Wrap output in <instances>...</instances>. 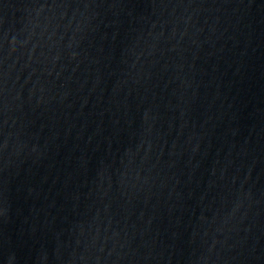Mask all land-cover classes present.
Masks as SVG:
<instances>
[{
	"label": "water",
	"instance_id": "water-1",
	"mask_svg": "<svg viewBox=\"0 0 264 264\" xmlns=\"http://www.w3.org/2000/svg\"><path fill=\"white\" fill-rule=\"evenodd\" d=\"M0 264H264V0H0Z\"/></svg>",
	"mask_w": 264,
	"mask_h": 264
}]
</instances>
